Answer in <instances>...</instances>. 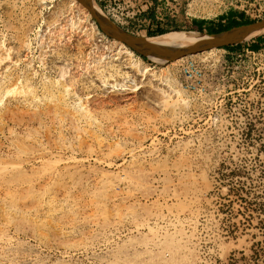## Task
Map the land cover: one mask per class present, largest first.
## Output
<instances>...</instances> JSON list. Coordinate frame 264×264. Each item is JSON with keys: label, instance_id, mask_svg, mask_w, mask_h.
I'll return each mask as SVG.
<instances>
[{"label": "rangeland", "instance_id": "rangeland-1", "mask_svg": "<svg viewBox=\"0 0 264 264\" xmlns=\"http://www.w3.org/2000/svg\"><path fill=\"white\" fill-rule=\"evenodd\" d=\"M184 3L123 27L264 18V0ZM71 9L0 0V264H264V38L194 55L205 89L192 92L183 60L135 52L155 72L139 74L88 24L51 39L50 20Z\"/></svg>", "mask_w": 264, "mask_h": 264}, {"label": "water", "instance_id": "water-1", "mask_svg": "<svg viewBox=\"0 0 264 264\" xmlns=\"http://www.w3.org/2000/svg\"><path fill=\"white\" fill-rule=\"evenodd\" d=\"M78 1L89 10L97 27L108 37L122 41L134 52L151 60L157 59L170 62L182 56L201 53L211 48H220L264 35V18H262L219 32H199L200 35L188 43L179 44L151 40L150 38L155 35H135L103 15L97 6L96 0Z\"/></svg>", "mask_w": 264, "mask_h": 264}, {"label": "bare ground", "instance_id": "bare-ground-1", "mask_svg": "<svg viewBox=\"0 0 264 264\" xmlns=\"http://www.w3.org/2000/svg\"><path fill=\"white\" fill-rule=\"evenodd\" d=\"M48 1H51V0H48ZM70 3H71V10L72 11H75V14L76 16H74L73 13H71V15L73 14V16H70L66 11L65 12H61L59 14H57L54 18H52V20H50V23L48 24L49 25V35H51V39H53V36L54 37H57V36H60L62 34H64V31L67 29V27H69L70 25L74 28L75 26L78 28L79 25H81V28H80V33H82L84 36H86L88 34V31L89 29H87L85 26L86 24L90 25L92 30L95 31L97 34H100L101 36H103L105 39H107L108 41H111V43L113 44L112 46L113 49H112V54L115 56V59L118 60V58H120L122 61L123 60H126L128 62V64H130V66H132V69L134 68L135 71H138L139 72H142V73H146V74H149V75H153L155 72L153 71V69L149 66H143V60L133 51L131 50L130 47H127L122 41L120 40H117V39H109L107 37V35L102 32L97 26L96 24L94 23V21L92 20L91 18V13L89 12V10L83 5L81 4L78 0H69ZM46 2V1H45ZM76 17V19H75ZM47 22V21H46ZM69 25V26H68ZM76 28V29H77ZM91 31V30H90ZM92 31V33H93ZM47 33V32H46ZM56 35V36H55ZM200 33L198 32H192V31H184V30H176V31H170V32H165V33H162V34H158V35H155L153 37H151L150 39L151 40H158V41H163V42H172V43H188L190 41H193L197 36H199ZM143 36V35H142ZM59 37V38H60ZM90 43H91V46H92V49L95 50L96 48H99L100 45L99 43H97V41H95V39L90 36ZM215 48H211L208 50H206L207 52H210L212 50H214ZM99 50V49H98ZM97 50V51H98ZM111 50V49H110ZM96 51V52H97ZM205 52V51H204ZM105 53V52H104ZM111 54V53H110ZM111 55V59L112 56ZM194 55H198V53L196 54H192V55H188V56H182V57H179L175 60H173V62H179L181 60H184L186 57H189V56H194ZM195 57V56H194ZM114 59V60H115ZM153 61L155 62H158V63H166L164 61H161V60H157V59H154ZM30 62V61H29ZM124 62V61H123ZM127 62L125 64H127ZM91 63V62H90ZM127 64V66H128ZM99 66V65H97ZM96 66V67H97ZM103 66V65H102ZM129 68V67H128ZM131 69V68H130ZM133 69V70H134ZM100 70V69H99ZM108 71V70H107ZM132 71V70H131ZM10 72V71H9ZM100 72V71H99ZM117 72V71H116ZM2 73V72H1ZM8 73V72H6ZM121 73V72H120ZM118 74V73H117ZM128 74V73H127ZM134 74V72L132 73ZM140 74V73H139ZM144 74V75H146ZM157 74V73H156ZM3 75V73H2ZM155 75V74H154ZM4 76V75H3ZM109 76V75H108ZM126 76V75H125ZM131 76V75H130ZM129 76V77H130ZM140 76V75H139ZM143 76V75H142ZM141 76V77H142ZM147 76V75H146ZM10 77V76H9ZM17 77V76H16ZM106 77V76H105ZM136 77V76H134ZM153 77V76H152ZM157 78V75L155 76ZM161 77V76H160ZM132 78V77H131ZM138 78V77H136ZM135 78V79H136ZM143 78V77H142ZM150 78V77H149ZM122 79V78H121ZM120 79V80H121ZM152 79V78H150ZM159 79V78H158ZM106 80V79H105ZM108 80V79H107ZM115 80V79H114ZM129 80V79H128ZM149 80V79H148ZM130 81V80H129ZM136 81V80H134ZM133 81V82H134ZM145 81V80H144ZM4 82V81H3ZM146 82H148L146 80ZM113 84V83H112ZM115 84H121V83H115ZM123 84V83H122ZM121 84V85H122ZM8 90V89H7ZM11 90V89H10ZM9 90V91H10ZM162 91V90H161ZM181 93V92H180ZM175 94V93H174ZM174 96V95H173ZM151 97V96H150ZM170 97L169 93H165L164 91L161 92V95L159 98H153V99H150L149 98V102L158 107V108H163L165 105L167 106L168 104H166L167 102V99ZM181 99V98H180ZM148 100V99H147ZM183 100V99H181ZM169 101V100H168ZM9 165H5V164H2L0 163V180H3L4 182L6 181V178H7V173L9 172ZM14 168V167H13ZM17 168V166H16ZM19 168V167H18ZM7 180H10L9 178ZM2 181V182H3ZM1 182V181H0ZM1 182V183H2ZM8 182V181H7ZM5 182V184L7 183ZM11 182V181H9ZM8 185V183H7ZM7 194V193H5ZM10 194V193H9ZM170 221H173L172 219H170Z\"/></svg>", "mask_w": 264, "mask_h": 264}, {"label": "built area", "instance_id": "built-area-1", "mask_svg": "<svg viewBox=\"0 0 264 264\" xmlns=\"http://www.w3.org/2000/svg\"><path fill=\"white\" fill-rule=\"evenodd\" d=\"M107 1L108 2L105 5H102L103 12L108 18H110L118 25L120 23V26L122 25V27L124 26V24L128 25L131 22L130 19H132L135 15L143 14L148 9L155 6L162 5L163 7L170 9L173 7H182V5H185L184 2H187V0H122V4L124 5L123 8L126 10L122 11L121 13H117V11L113 7H110L111 4H115L117 0ZM166 16H170V12H168ZM164 20V16H156V18H144V21L148 23H161ZM181 75L182 84L188 90L192 92H200L205 89L203 68L194 56L186 57L183 60L181 64Z\"/></svg>", "mask_w": 264, "mask_h": 264}, {"label": "trees", "instance_id": "trees-1", "mask_svg": "<svg viewBox=\"0 0 264 264\" xmlns=\"http://www.w3.org/2000/svg\"><path fill=\"white\" fill-rule=\"evenodd\" d=\"M235 13L231 12L228 16V23L225 25H220L219 28L215 29L213 26H209L208 27V32H219L225 29H229L233 26L236 25H240V24H244V23H249L252 22V19H248V18H244L242 14H240V16L243 18L241 20H237L234 18ZM203 22L202 20L199 19H195L193 21L194 25L197 26L198 29L202 30L203 29ZM184 30L183 26L181 24H174L171 28H167V27H160L158 24L155 25V27H151L147 29V35L148 36H153V35H157V34H161L164 33L168 30ZM264 38V35L262 36H258L256 38V40L258 41V43H252L251 44V48L253 50H257L259 48V41L262 40ZM234 45H227L225 46L226 48H232ZM142 56V55H141ZM144 59H147V57L142 56Z\"/></svg>", "mask_w": 264, "mask_h": 264}, {"label": "crops", "instance_id": "crops-1", "mask_svg": "<svg viewBox=\"0 0 264 264\" xmlns=\"http://www.w3.org/2000/svg\"><path fill=\"white\" fill-rule=\"evenodd\" d=\"M208 25V26H213L212 24H207L206 22H203V26Z\"/></svg>", "mask_w": 264, "mask_h": 264}]
</instances>
